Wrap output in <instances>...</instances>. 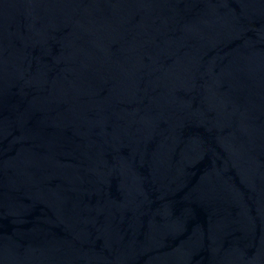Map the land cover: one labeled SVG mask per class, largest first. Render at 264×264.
I'll list each match as a JSON object with an SVG mask.
<instances>
[{"label":"water","instance_id":"water-1","mask_svg":"<svg viewBox=\"0 0 264 264\" xmlns=\"http://www.w3.org/2000/svg\"><path fill=\"white\" fill-rule=\"evenodd\" d=\"M0 264H264V0H0Z\"/></svg>","mask_w":264,"mask_h":264}]
</instances>
